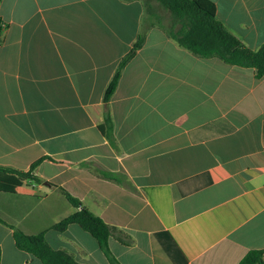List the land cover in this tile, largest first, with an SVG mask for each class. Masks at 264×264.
I'll return each instance as SVG.
<instances>
[{
	"label": "crops",
	"instance_id": "0c3cea01",
	"mask_svg": "<svg viewBox=\"0 0 264 264\" xmlns=\"http://www.w3.org/2000/svg\"><path fill=\"white\" fill-rule=\"evenodd\" d=\"M213 1L234 35L262 46L264 0ZM145 11L144 0H1L0 166L32 176L0 170V264H42L12 225L84 264H110L78 224L54 228L78 208L53 184L121 230L109 238L120 263L133 237L148 264H239L264 248L256 68L199 56L149 19L110 100L114 143L101 130L106 87Z\"/></svg>",
	"mask_w": 264,
	"mask_h": 264
},
{
	"label": "trees",
	"instance_id": "16d2710c",
	"mask_svg": "<svg viewBox=\"0 0 264 264\" xmlns=\"http://www.w3.org/2000/svg\"><path fill=\"white\" fill-rule=\"evenodd\" d=\"M144 1L146 7L145 26L143 24V29L133 47L119 62L104 93V122L100 128L113 143L114 121L109 106L110 100L118 86L123 68L145 41V28L149 19L153 24L158 23L163 27L179 45L199 56L218 57L230 64L254 67L257 69L258 77L264 75V43L257 50L248 47L217 17L216 4L213 0H156L162 10L153 0ZM41 160L42 158L35 161L32 168H36ZM0 170L14 171L23 177L32 176L30 172L5 166H0ZM94 172L103 178L122 182L121 176L115 172L100 168H94ZM53 185L60 189L67 199L78 208L56 223L54 228L64 231L70 224H78L96 238L99 247L111 264H121L113 255L109 245L110 236L121 230L117 226L107 223L101 216L86 207L80 198L65 187ZM12 227L17 247L38 258L42 264H84L67 249H56L51 246L45 232L28 234L18 227L13 225ZM239 264H264V248L249 250Z\"/></svg>",
	"mask_w": 264,
	"mask_h": 264
},
{
	"label": "rangeland",
	"instance_id": "374dc122",
	"mask_svg": "<svg viewBox=\"0 0 264 264\" xmlns=\"http://www.w3.org/2000/svg\"><path fill=\"white\" fill-rule=\"evenodd\" d=\"M153 2L157 4L159 8L162 10V7L159 5V3L156 0H153ZM127 244L128 246L120 247L119 250L122 259L121 264H148L147 256L145 252L141 247L136 246L134 237L133 240H131ZM113 255L115 254L113 253ZM108 261L111 264L109 259Z\"/></svg>",
	"mask_w": 264,
	"mask_h": 264
},
{
	"label": "water",
	"instance_id": "95a60500",
	"mask_svg": "<svg viewBox=\"0 0 264 264\" xmlns=\"http://www.w3.org/2000/svg\"><path fill=\"white\" fill-rule=\"evenodd\" d=\"M47 183V182H46Z\"/></svg>",
	"mask_w": 264,
	"mask_h": 264
}]
</instances>
